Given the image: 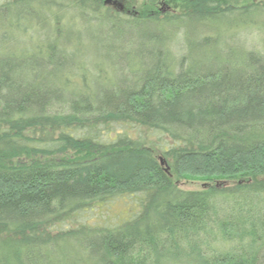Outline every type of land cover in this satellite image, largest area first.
Wrapping results in <instances>:
<instances>
[{"label": "trees", "instance_id": "trees-1", "mask_svg": "<svg viewBox=\"0 0 264 264\" xmlns=\"http://www.w3.org/2000/svg\"><path fill=\"white\" fill-rule=\"evenodd\" d=\"M167 1L130 0L131 16L98 0L0 6V264H163L182 246L195 264H264V50L232 32L253 24H230L253 10ZM48 21L65 33L39 42ZM77 21L118 40L115 75L73 59ZM121 195L141 198L132 218L78 224Z\"/></svg>", "mask_w": 264, "mask_h": 264}, {"label": "rangeland", "instance_id": "rangeland-1", "mask_svg": "<svg viewBox=\"0 0 264 264\" xmlns=\"http://www.w3.org/2000/svg\"><path fill=\"white\" fill-rule=\"evenodd\" d=\"M7 0H0V6L4 4ZM108 0H98V2L102 3L105 7H108L112 10H115L117 14H124L125 16H131L133 14H137L139 8L136 5H132L130 3V0H112L109 4H106ZM179 0H169L167 1L166 7H163L162 10H168L172 11L173 13H182V4L178 2ZM235 11L238 12L239 10H242L244 8L252 9V13L246 15L245 17H242L240 20H236L235 22H231V27H234L235 24L243 25V24H253L251 29L244 30H233L239 31L237 34H240L239 37L243 39L244 47L250 50L255 51H263L264 50V33L261 31V26L264 25V0H239L235 6ZM161 9V7H160ZM143 10V9H142ZM90 13L88 12L86 16L90 17ZM48 23V24H47ZM43 22L40 24L37 32H35L33 35V38H37L39 42H42L46 40V42H51L52 39L57 35L61 37L60 35L64 34L62 26L58 24H54V26L48 21ZM235 23V24H234ZM85 24L84 26L80 24L78 21L76 22L75 27H71L70 31L68 30L66 39L71 43L73 52H71V56L76 62L82 63L85 62L88 69L90 71L93 70L94 65H100L103 66L105 71L108 73V75L111 77L113 74L115 75L116 69L111 65V61L114 65V63H124L126 62L122 60L121 54L118 50L115 49L119 47L118 40H115L116 44L110 40V38L106 35V32L109 28L105 26H98V25H89ZM123 26H121V29ZM258 27L259 29L255 28ZM7 29V28H6ZM5 29V30H6ZM70 32V33H69ZM211 33V32H210ZM56 34V35H55ZM30 41H32V37ZM79 41L78 44L81 47L78 50H75L74 47V41ZM22 41V40H21ZM177 42V41H176ZM173 43L172 45V51L173 53L179 57L181 54L179 53L180 50L178 48L177 43ZM22 43L27 44V40H23ZM61 43H60V45ZM64 48H68L70 50V46L66 45L64 43ZM76 48V47H75ZM108 57L110 59H108ZM139 58H136L135 56H132V58H129L128 65L131 67L136 66V64L139 62ZM121 63V64H122ZM131 138L137 139L139 133L144 135L143 140H146L147 138V144L152 145V143H158L159 141L155 139V137L151 135H147L145 131H142L140 129L134 130V132H130V129H128ZM167 141V140H165ZM161 144V142H160ZM159 144V145H160ZM159 149V148H158ZM161 165L164 166V163L162 161L163 157H159ZM181 188L188 190V191H194L199 190L202 187V183L199 182H181ZM141 198L139 196H133L131 195H121L118 199L114 201L107 202L105 204H96V206H93L89 212L84 213L80 217V221L78 224H85L87 227L92 226H101L102 224L112 226V225H119L124 223L126 220H129L132 218L133 214H135L140 209V200ZM216 246V245H215ZM169 247L168 246H161L160 249L156 252L154 256L157 254L158 257L162 253H166ZM182 250L179 251L177 254H172L173 262L167 263L166 261H160V263L163 262V264H195L193 263L192 259L190 260L189 257L184 256L186 253L187 248H184L183 246ZM214 249H217V247H214ZM180 250V249H179ZM83 260H89L90 256L87 255V253L82 254Z\"/></svg>", "mask_w": 264, "mask_h": 264}, {"label": "water", "instance_id": "water-1", "mask_svg": "<svg viewBox=\"0 0 264 264\" xmlns=\"http://www.w3.org/2000/svg\"><path fill=\"white\" fill-rule=\"evenodd\" d=\"M111 1H112V0H108V1L106 2V4H109Z\"/></svg>", "mask_w": 264, "mask_h": 264}]
</instances>
